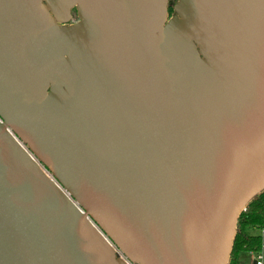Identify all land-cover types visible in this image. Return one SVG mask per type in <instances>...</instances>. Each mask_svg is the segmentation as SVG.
<instances>
[{"label": "water", "instance_id": "obj_1", "mask_svg": "<svg viewBox=\"0 0 264 264\" xmlns=\"http://www.w3.org/2000/svg\"><path fill=\"white\" fill-rule=\"evenodd\" d=\"M168 6L0 0V264H229L264 191V0Z\"/></svg>", "mask_w": 264, "mask_h": 264}, {"label": "trees", "instance_id": "obj_2", "mask_svg": "<svg viewBox=\"0 0 264 264\" xmlns=\"http://www.w3.org/2000/svg\"><path fill=\"white\" fill-rule=\"evenodd\" d=\"M177 0H169V7ZM172 12L171 9H168ZM264 227V191L256 196L240 214L237 222V233L233 242L229 264H236L241 253L258 252L262 246L261 236L254 234L253 230Z\"/></svg>", "mask_w": 264, "mask_h": 264}, {"label": "crops", "instance_id": "obj_3", "mask_svg": "<svg viewBox=\"0 0 264 264\" xmlns=\"http://www.w3.org/2000/svg\"><path fill=\"white\" fill-rule=\"evenodd\" d=\"M254 234H258L261 236L262 239V244H264V227L260 230H255ZM261 253L263 256V264H264V248H261ZM253 258L251 256V253H241L238 255L237 260H236V264H253Z\"/></svg>", "mask_w": 264, "mask_h": 264}, {"label": "built area", "instance_id": "obj_4", "mask_svg": "<svg viewBox=\"0 0 264 264\" xmlns=\"http://www.w3.org/2000/svg\"><path fill=\"white\" fill-rule=\"evenodd\" d=\"M261 248H264V244H262ZM251 256L255 264H263V256L261 250L258 252H252Z\"/></svg>", "mask_w": 264, "mask_h": 264}, {"label": "flooded vegetation", "instance_id": "obj_5", "mask_svg": "<svg viewBox=\"0 0 264 264\" xmlns=\"http://www.w3.org/2000/svg\"><path fill=\"white\" fill-rule=\"evenodd\" d=\"M168 9H171L172 10V5H171V8L168 6ZM71 14H72V21H70L69 23H67V25L77 20V15H76L75 8H72L71 9ZM171 16H173V10H172V12H169L168 11V17L170 18Z\"/></svg>", "mask_w": 264, "mask_h": 264}, {"label": "rangeland", "instance_id": "obj_6", "mask_svg": "<svg viewBox=\"0 0 264 264\" xmlns=\"http://www.w3.org/2000/svg\"><path fill=\"white\" fill-rule=\"evenodd\" d=\"M255 232V230H253V233Z\"/></svg>", "mask_w": 264, "mask_h": 264}]
</instances>
